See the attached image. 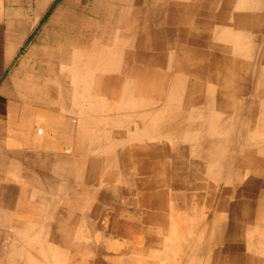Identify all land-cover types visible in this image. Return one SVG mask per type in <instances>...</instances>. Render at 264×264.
<instances>
[{"label": "bare ground", "instance_id": "bare-ground-1", "mask_svg": "<svg viewBox=\"0 0 264 264\" xmlns=\"http://www.w3.org/2000/svg\"><path fill=\"white\" fill-rule=\"evenodd\" d=\"M197 1L195 0V2ZM201 1V4L198 3V6L190 7L184 0L183 5L169 8L168 16L159 26H149L137 31L140 35L132 39L134 41L130 45L133 49L130 53L128 52L130 55L129 60L132 61L130 63L131 67H129V77L122 80H116V77L111 78V73L117 71L119 68L117 67L118 63H113V66L110 68L108 66L105 67L106 64L104 63L103 70L99 69V71L87 73L88 80L92 81L96 75H100L99 81L103 79L108 84L113 83L117 88H121L119 85L123 81L129 85L130 83L134 84L135 87L132 89L131 94L132 96L136 94L142 95L146 98L143 102L134 104L135 107L131 109L130 102H127L129 111L128 107L120 109L121 106L117 102L115 112L109 111L104 113L100 109L101 105L93 97V95L101 96L98 91L97 82H90L87 85L83 84L81 86V100L74 101L72 97H76L75 94L73 96L68 94L67 97L63 98L60 107L61 117H68L69 119V130L74 138L72 141H74L76 153L83 167H85L90 175L96 174L97 165L108 166L112 170L103 173L100 178L97 177V181H86L85 190L80 193L79 191L76 192V190L70 189V197L66 199L65 197L61 198V196V199L58 200H46L42 196V193L41 196L35 199L27 198L24 202V199H22V203L16 207L18 211H27L36 205L34 206L35 209L42 210V213L38 217L33 215V217L24 218L26 221L28 220L26 224L19 221L10 225V231L14 232L24 229V227L28 228L26 229L28 230L26 238L24 239L22 235L21 238L23 240L18 237L16 241H25V243L36 245L34 243L50 238L52 243H56L55 247L52 245L56 249V257L62 254L63 250H70L73 244H75L72 249L80 261L77 260L74 264H112L110 259H113L111 257L117 254L110 247L114 245L113 240L115 236L112 233L113 231H110L111 235H108L106 230L101 227V219L107 217L109 213H112L114 217H117L119 212L130 213V181L133 179L136 181L135 185L133 184L134 187L136 186L142 194V198L140 196L142 204L140 202L139 204L146 210L158 212L156 214L143 215L141 223H134L132 227L135 229L141 228L143 231H146L142 246L150 248V251L152 250L151 246L160 249L162 245L166 244L159 237V235L163 236V226L164 224L166 225V219L163 215H159V211L165 208L163 201L168 194L166 190L167 183L165 181V172L168 168L162 158L161 152L167 155L169 151L170 156L176 162L178 160L181 161L183 152L188 153L184 160L193 162L196 168L187 172L185 171V176L191 180L187 185L193 184L192 187L198 188L202 184L200 182L202 177L199 178L198 176L200 169H205V172L215 177L217 167L209 161L221 162L223 160V150L234 140L230 135L232 133L231 130H234L235 126H233L232 119L235 114L236 117L237 115L240 116L243 112L241 109L242 105L236 107V104L231 103L229 99L247 92L249 84L248 73L251 64L248 63L245 56H248L252 51H256V47L251 40L253 39L258 43L259 51L264 44V0ZM170 57L173 59L172 61ZM258 69L259 78L263 77L264 56H260ZM93 75L94 77H92ZM185 78H192L193 80L189 83ZM262 81L264 82V80ZM263 82L259 80L257 84L263 85ZM180 83L185 85V88H188L186 92L181 90ZM168 88L172 89L170 94V89ZM168 97H171L172 100H169ZM178 98H181L183 104L182 110L177 109L179 108V102L175 100ZM259 98L256 103L257 115L253 123V129L249 130L246 138L242 140L246 149L245 153L242 154L244 155L243 159L249 161L253 167L264 171V94L261 93ZM111 99L118 101L119 97H116V93H113L111 94ZM176 102L178 106L170 109L168 105L172 103L176 104ZM199 103H204L207 109L196 110L194 107ZM77 106L78 109H76ZM77 110L81 111V116L79 117L75 116ZM120 113H127L130 115V119L137 120L139 123L137 124V131L134 132L130 128V132L127 131L125 133L124 130H120L117 127L119 125L117 116ZM205 121L209 122V131L206 128ZM98 124H104L105 128L99 131L97 129ZM15 127V124L11 126L13 130ZM38 131L43 132V127L38 126L36 128V136L42 137ZM237 131L239 132L238 129ZM53 135L55 136V134ZM134 135H139L141 140H133ZM34 145H37L36 141ZM124 145L126 146L123 147ZM199 147L204 148L206 151L200 153L197 151ZM203 161H205V164L201 165ZM44 162L35 161V169L41 168ZM175 166H180V163L178 162V165ZM47 171H55V169L47 166L45 172ZM263 171L261 172V185H264ZM58 174L60 175L59 172ZM174 177L176 179L180 175L175 174ZM70 180L72 179L70 178ZM37 183L39 185V182ZM60 188L58 189L60 190ZM56 189L57 187H55ZM61 193L63 194L64 192ZM30 195L32 194L28 193V196ZM227 200L221 202L223 207L229 206L227 207L229 209L225 211L228 213L227 216L224 218L217 217L214 230L211 229L214 236L210 240V243L213 242L218 247L216 249L211 248L210 253L206 255L208 257L206 264H264V236L255 235L257 231L264 232V202L261 199L249 201L240 199ZM49 201L51 204H49ZM254 206L256 208L255 214L260 213L257 216V218L260 216V220L258 218L254 225L251 224L249 226L246 217L247 213H250L249 211ZM93 212L96 213L94 216ZM225 212L224 215H226ZM94 220L99 221L97 227ZM233 222H239L237 232L234 231V235L225 232L227 227ZM127 225H130V221L127 222ZM252 226L254 228L248 231ZM155 229L161 233H158ZM248 232L251 234L250 237H248ZM99 237L103 241H100ZM168 238L170 239V237ZM184 242L186 243V240ZM122 246L124 249L130 248L132 253H137L138 251L136 245L125 243ZM170 248L179 251L181 261L178 260L177 262L178 264H184L185 255L182 256L180 252L182 245H172ZM255 250H260V255L257 258L255 257ZM128 251L126 252L128 253ZM154 252L156 253L155 250ZM35 257L36 255H34ZM30 258H33L31 254ZM192 260H196V258Z\"/></svg>", "mask_w": 264, "mask_h": 264}, {"label": "rangeland", "instance_id": "rangeland-1", "mask_svg": "<svg viewBox=\"0 0 264 264\" xmlns=\"http://www.w3.org/2000/svg\"><path fill=\"white\" fill-rule=\"evenodd\" d=\"M65 1L66 0H52L46 7H44V11L41 14L43 23H40L39 29L33 35L31 43H26L25 47L23 48L22 56L18 61L19 64L22 63L24 66L23 71L21 72V82L13 81L14 90L8 91L7 97L4 98V101H7L8 103L2 105L3 107H6L2 108V111L6 113V117L11 118V123L16 125L14 130H25L27 126L23 125L22 120H24L28 116H36L39 119H46V117H48L47 115L49 114H53V116L57 113L61 114L60 107L62 105L63 98L67 97L68 94L72 96L75 94L76 97H72V99L74 101L81 100V86L83 84L87 85V83L90 82H97L98 84V91L101 96L97 94L98 96L93 95V97L94 100L101 105V107H99L104 113L109 111L115 112L117 102L118 105L121 106L120 109L128 107L129 111V105L126 104L127 102H130L131 109L135 107L134 104L143 102L144 99H146L142 95L136 94L135 96L133 95L134 97L132 96L131 93L132 89H134L135 87L134 84L130 83L129 85L123 81L119 85L121 88H117L113 83L108 84V82L103 79L99 81L100 75H96L95 77L93 75L92 77H94V79L92 81L90 79L88 80L87 73L91 71H99V69L103 70L104 63L106 64L105 67L108 66L109 68L113 66V63H118L120 64L119 66L117 64V67L119 68H116L117 71L111 73V78L116 77V80H122L126 77H129V67H131L130 63L132 62L131 60H129V53L133 49L130 44H133L134 41L132 39H135L137 35H140L137 33V31L141 29L143 30L145 28H148L149 26H159L161 22L156 20L155 16L152 15V11L159 5L166 6L171 2H169V0H80L81 8L83 9L82 13H80V17L85 19L87 22H90L92 25H87V29L84 25L83 30L79 28V25H69L66 27L67 31H64V33L61 32L60 34L56 35L54 42L51 40V42L53 43L48 44V40L46 38V27L48 26V21H50L52 16L58 10H60L61 6L65 4ZM186 2L190 5V7H196L201 4L202 1L198 0L197 2H195V0H187ZM38 3V1L32 0L30 9L24 7L23 11L29 10L31 14H36ZM127 37L128 39H126ZM75 41L76 45L75 47H73L72 44H74ZM251 42L256 47V51L250 52L248 56L246 55L247 58L245 56V59L248 60V63L251 64L252 67H250L248 73L249 84L247 87V92L241 95L235 94L237 96L231 97V99H229L231 103L236 104V107H240L242 105L241 109L243 112L240 116L237 115L235 117V114L234 118L232 117V123L233 126H235L234 130H231L232 133H230V135L232 139H234V143L232 142L230 144L231 146L229 145L225 150H223V160L225 162L223 160L221 162L209 161L212 165H215L217 167L215 177H212L208 172H205V169H200L198 176L199 178H203L200 179V182H202V184L199 185L198 188H194L192 187L193 184L187 185L191 180H189L187 176H185V171L187 172L196 168V165L193 162L184 160V158L187 157L186 155H188V153H182L181 161L178 160L180 166L176 167L175 165H178V162L172 159L169 151L167 152V155H164V153L161 152L162 158L168 168L165 172V181L167 183L166 190L168 194L165 196V199L163 201L165 208L159 211V215H163L166 219V225L164 224L163 226L164 234L163 236L159 235V237L160 240L164 241V243L166 244L162 245V248H160L161 250L151 246L152 250L150 251V248L142 246V241L145 238L144 235L146 231H143V229L141 228L135 229L132 227L134 223H141V217L143 215L156 214L158 212L146 210L142 207V205H140L142 204V194L140 193L139 189L136 188V186L134 187V183L136 181L132 179V181H130V213L119 212V215L117 217H114L112 213H109L107 217L101 219V227L106 230L108 235H111L110 231H113L112 233L115 236L113 240L114 245L110 246L117 253L113 257H111L113 259H110L112 264H178L177 261H181V256L178 250L170 248L172 245H182V249L180 250V252L182 256L185 255L183 260L185 261L184 264H206V262L208 261V257H206V255L210 253L209 251H211V248L216 249V247H218V245L213 244V242L210 243V240L214 236V233H212V231L214 230L213 228L216 224V219L217 217L224 218L228 214L225 211L229 209L227 208L229 206L226 205V207H223L221 202L226 201V199H240L248 201L261 199L264 202V185L260 184L262 183L260 179L261 172L263 170L253 167V165L249 161L243 159V154L245 153L246 149L244 148V143H242V140L246 138L249 130L253 129V123L255 122V117L257 115L256 103L258 99H260V94H264V84H257L259 80L260 82H263L262 80H264V76L259 78L257 72L259 70L258 68L260 56H264V44L261 46L262 48L259 51L258 43L253 39L251 40ZM44 47L48 49L43 56H30L33 50L37 51L45 49ZM103 58H105V60L102 61ZM170 60L172 61L173 59L170 57ZM126 64L128 65V67ZM185 80L191 83L193 79L185 78ZM179 85L181 86V90H183L184 92L188 90V88H185V85H182V83H180ZM168 89H170V94L172 89ZM113 93H116V97H119V99H117L118 101H113L111 99V94ZM169 100H172V98L170 97ZM175 101L179 102V104L177 102L176 104L172 103L173 105L169 104V108L174 109L179 105V108L177 109L182 110L183 104L181 98H178ZM113 103L115 104V106ZM196 106L194 108L198 111L200 109H207V106L204 103H199ZM76 109H78V106L76 107ZM80 113L81 111L77 110L75 116H81ZM126 115L128 114L120 113L119 116H117L119 124L117 127L120 130H124L125 133L127 131L130 132V128L133 129L134 132L137 131V124H139L137 120L130 119V115H128L129 117ZM208 124L209 122H206L205 125L207 130L209 131L210 128L208 127L210 125ZM104 128V124L97 125V129L99 131H102ZM237 129L239 130V132L237 131ZM40 132L41 131H38V133L42 135L43 132ZM250 133L252 134V132ZM70 137H72L71 148L74 149V141H72L74 140L73 134L70 135ZM133 140L138 141L141 140V138L139 137V135H134ZM34 144L35 141L33 142V145ZM125 146L126 145H124L123 147ZM71 148L69 150V153L73 155L74 152H72L73 149ZM197 151L201 153L205 152L206 150L202 147H199L197 148ZM206 163L208 162L206 161ZM203 164H205V161H203L201 165ZM110 170H112V168L108 166L103 168V172L105 173L110 172ZM175 174H179L180 177L175 179ZM183 186H185L186 188ZM7 196L8 199L6 201L0 200V264H53L55 261L56 262L54 264H74V262L76 263L77 260L80 261V259L76 257L72 249L75 244H73L70 250H63L62 254L56 257V249H54L56 243H52L50 238L45 240L42 239L41 242L34 243L36 245H32L31 243L30 245L27 242L25 243V241H16V238L18 237L23 240L21 238L22 235L24 236V239L26 238L28 233V230L26 229L28 228L24 227V229L14 232L10 231V225L13 223H18L19 221H22L23 224H26L28 222V220H25L26 218L33 217V215L38 217V215L42 213V210H36L34 207L36 205H34L32 209L27 211H18V209H16L17 205L22 203V199H24L23 202L27 200V193L23 194L22 199L18 200L11 198L14 196L13 193H8ZM136 199H138L139 201ZM49 204H51L50 201ZM255 210L256 208L254 206L253 209L249 211L250 213H247L246 220L248 221L247 223L249 226L251 224L254 225L258 218L260 220V216L257 218L260 213L255 214ZM224 212L226 215H224ZM95 214L96 213L93 212V216ZM21 215L22 217H20ZM94 221L95 226L97 227L99 221ZM128 221H130V225L126 226ZM5 224L7 225V227ZM238 226L239 222H233L227 227L228 231L226 230L225 232L234 235V231L237 230ZM6 228L8 229L6 230ZM253 228L254 227L252 226L248 231H251ZM155 230L158 233H161L159 230ZM257 234H259L258 236L260 237L261 235L264 236L263 231H257L255 235L257 236ZM49 235L51 236L50 233ZM199 236L200 238H198ZM250 236L251 234L248 232V237ZM168 237H170V239ZM184 240H186V243L184 242ZM100 241H103V239H100ZM125 243L136 245L138 254L132 253L130 251V248L124 249L122 245ZM154 250L156 251V253L154 252ZM126 251H128V253ZM30 254L33 256V258H30ZM255 254L256 258L257 256L259 257L260 250H255ZM34 255H36L35 258ZM193 258H196V260H192Z\"/></svg>", "mask_w": 264, "mask_h": 264}, {"label": "crops", "instance_id": "crops-1", "mask_svg": "<svg viewBox=\"0 0 264 264\" xmlns=\"http://www.w3.org/2000/svg\"><path fill=\"white\" fill-rule=\"evenodd\" d=\"M36 1L39 2L36 14H31L29 10L23 11V8L27 7L30 9L32 0H0V200L4 201L8 199V193H13L14 196L11 198L15 200L22 199L25 193L32 194L28 196V198L32 199L41 196V193L46 200H58L64 197L66 199L70 197V189L76 190V192L79 191V193L84 191L86 181H97V177L100 178L105 173L103 168L106 167L97 165L96 174L90 175L78 158L75 144L74 149H72L76 154L73 153L71 155L69 153L72 147L70 144L72 143L67 116V118L64 116L62 118L60 113L54 116L49 114L46 119L28 116L22 120L23 125L27 126L25 130H13L11 128L13 125L11 118L6 117V113L2 111V108L5 107L2 105L8 103L4 101V98L7 97L9 90H14L13 81L21 82V72L24 66L22 63L19 64L18 61L22 56L23 48L26 43H31L33 35L39 29L40 23H43L41 14L44 11V7L52 0ZM183 1L169 0V2L173 3L155 7L152 15L162 24L168 16L169 8L183 5ZM82 11L80 0H66L60 10L48 21V26L46 27L47 43H53L56 35L67 31L66 27L69 25H79L82 30L84 25L86 29L88 28L87 25H92L80 17ZM75 45L76 41L72 46L75 47ZM44 48L37 51L33 50L30 56H43L48 49ZM38 126L43 127L42 137L36 136L35 130ZM34 141H36V146L33 145ZM35 161L45 162L41 165V168L35 169ZM47 166L54 168L55 171L45 172ZM37 182H39V185ZM55 187H57L56 190ZM61 192L64 193L62 194Z\"/></svg>", "mask_w": 264, "mask_h": 264}]
</instances>
